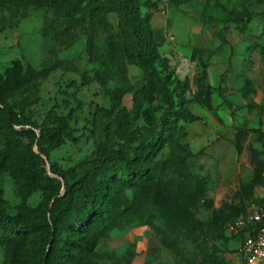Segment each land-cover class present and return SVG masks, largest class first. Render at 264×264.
<instances>
[{
	"label": "rangeland",
	"instance_id": "374dc122",
	"mask_svg": "<svg viewBox=\"0 0 264 264\" xmlns=\"http://www.w3.org/2000/svg\"><path fill=\"white\" fill-rule=\"evenodd\" d=\"M68 1L84 5L95 0ZM141 2L155 5L152 10L140 7L143 16L151 14L149 28L157 34L152 40L157 59L147 70L137 64L133 43L115 13L104 16L105 24L88 14H78L74 17L77 22L65 29L66 20L46 8H35L22 0H0V77L15 62L21 64L23 75L46 74L2 106L15 113L18 131L31 128L39 135L61 128L63 144L49 154L47 162L63 171L78 168V164L100 151L117 150L123 157L132 158L136 143L124 144L116 134L124 112L129 115L132 131L148 134L143 118L135 116L133 99H137L141 111L149 112L153 127L159 126L165 111L178 110L180 98L189 99L196 90L194 77L199 68L190 60L191 52L211 51L212 55L205 56L204 61L213 89V111L190 104L188 109L200 121H177L171 141L149 155L143 166H156L155 177L169 181L172 177L161 169V163L183 156L179 146L194 154L187 160L189 169L203 178L206 197L213 207L207 209L201 202L194 209L195 218L207 227L189 234L186 245L199 257L203 251L214 252L232 264L241 244L251 234L245 222L247 205L264 197V184L254 188L249 199L238 194L240 186L251 179L252 167L247 151L238 156L232 145L238 129L249 132L244 148L251 145L261 150L264 145V0ZM205 8L222 38L216 37L202 17ZM245 10L252 14V22L243 28L234 21L233 14ZM48 25L53 27L48 29ZM185 79L188 88L184 89ZM52 117H57V122L48 124ZM21 143L14 164H26L43 176L49 174L45 160L36 163L28 154L29 149L38 153L33 141L23 138ZM3 147L0 135V152ZM76 173L83 175L81 169ZM106 182L104 192L113 194L117 206L116 211L103 213L111 226L100 233V219L97 220L90 230L78 235L82 241L79 251L65 246L69 257L75 259L78 252H83V264H182L158 243L153 226L161 223L159 213L152 214V225H148L144 213L155 211L153 207L147 203L143 212H137L136 190L118 193L114 177ZM52 196L45 188L28 193V187L16 181L9 170L0 173V205L11 215L22 207L40 209ZM222 208L224 215L217 224L211 223L212 210ZM238 222L243 225L236 227ZM32 238H20L22 264L31 251ZM44 246L49 248L48 241H44ZM8 254L9 245L0 243V264H10ZM60 264L70 263L61 260Z\"/></svg>",
	"mask_w": 264,
	"mask_h": 264
},
{
	"label": "trees",
	"instance_id": "16d2710c",
	"mask_svg": "<svg viewBox=\"0 0 264 264\" xmlns=\"http://www.w3.org/2000/svg\"><path fill=\"white\" fill-rule=\"evenodd\" d=\"M22 1L32 4L35 8H46L49 13L62 17L66 20L65 29L71 26V22H77L74 17L78 14L83 15L82 17L88 14L89 17L105 24L107 21L104 16L115 13L119 15L120 23H124L127 36L133 43L137 64L147 70L148 66L157 59L156 47L152 45V40L157 34L149 28L151 14L143 16L140 12V7H145L147 10L154 9L155 5L150 2L95 0L93 3L83 5L68 0ZM202 17L208 27L215 31L216 37L222 38L217 31L216 22L210 17L206 8L202 12ZM233 17L234 21L243 28L252 22V14L247 10L242 14H233ZM262 19L264 38V13ZM52 27L48 25V29ZM211 55L212 52L209 50L194 49L191 52L190 60L196 62L199 68L194 77L196 90L191 98H180L177 104L178 110L170 108L165 111L159 126L153 127L149 112L141 111V105L137 99H133L135 116L143 118L148 134L143 136L132 131L128 125L129 115L125 112L118 120L119 128L116 134L124 144L136 143L132 158L123 157L117 150L100 151L93 158L78 164V168L66 171L48 162L49 174L44 176L26 164L20 166L14 164L20 153L21 139L33 141L38 153H33L29 149L28 154L36 163H42V160L48 161L51 152L62 146L61 128L51 134L41 132L39 135L31 128L18 131L15 113L2 106V103L11 96L26 91L40 77H46V74L39 76L35 72H29L23 75L19 62H15L5 71L4 77H0V135L4 140V147L0 152V173L9 170L16 181L28 187V193L38 188H45L53 193L40 209L22 207L18 213L11 215L0 205V229L3 232L0 234V243L9 245L10 264H22L24 254L20 238L30 235L33 236L31 251L27 254L24 264H60L61 260H66L70 264H83V252H78V256L71 259L65 246L75 247L79 251L82 241L77 238L78 235L90 230L93 223L99 219L100 233L110 228L111 223L107 217H103V213L114 212L117 209L113 203V194L109 196L104 192L107 187L106 179L111 177L117 181L118 193L128 189L136 190L137 195L134 200L137 204V212H143L147 203L153 207L155 211L148 210L144 213L148 225H152V214L159 213L161 223L153 226L158 243L182 264H229L228 260L214 252L203 251L199 257L186 245L189 234L200 232L207 227V224L195 218L194 209L201 202L207 209L213 207L212 201L206 197L203 178L189 169L187 160L193 158L194 154L185 146H179L180 151L184 153L183 156L161 163V169L172 177L169 181L155 177L156 166L150 168L143 166L149 155L159 150L164 142L171 141L177 121L185 124L200 121V118L188 109L190 104L195 103L207 111H213L211 101L213 89L208 82L207 64L204 61L205 56L209 58ZM182 86L184 89L188 88L187 79ZM56 120L57 117H52L47 123L55 124ZM248 135L247 130L238 129L233 136L232 145L236 155H241L244 150L248 153L252 176L247 184L240 186L238 194L249 199L254 188L264 184L262 159L264 145L261 150L251 145L244 148ZM77 169L82 170V176L77 175ZM224 212L223 208L213 209L211 223L217 224ZM44 241H48L49 248L44 246Z\"/></svg>",
	"mask_w": 264,
	"mask_h": 264
},
{
	"label": "built area",
	"instance_id": "2783aa9c",
	"mask_svg": "<svg viewBox=\"0 0 264 264\" xmlns=\"http://www.w3.org/2000/svg\"><path fill=\"white\" fill-rule=\"evenodd\" d=\"M264 127V124H263ZM245 222L251 234L245 238L232 264H264V197L251 201L247 206ZM243 222L235 224L242 226Z\"/></svg>",
	"mask_w": 264,
	"mask_h": 264
},
{
	"label": "water",
	"instance_id": "95a60500",
	"mask_svg": "<svg viewBox=\"0 0 264 264\" xmlns=\"http://www.w3.org/2000/svg\"><path fill=\"white\" fill-rule=\"evenodd\" d=\"M46 161V160H45ZM47 162V161H46ZM47 165H48V162H47ZM49 166V165H48Z\"/></svg>",
	"mask_w": 264,
	"mask_h": 264
}]
</instances>
